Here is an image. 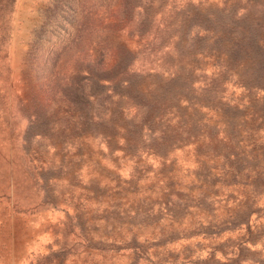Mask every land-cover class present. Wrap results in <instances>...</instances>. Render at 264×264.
I'll return each instance as SVG.
<instances>
[{"label": "rangeland", "instance_id": "1", "mask_svg": "<svg viewBox=\"0 0 264 264\" xmlns=\"http://www.w3.org/2000/svg\"><path fill=\"white\" fill-rule=\"evenodd\" d=\"M255 126L264 0H0V264H264Z\"/></svg>", "mask_w": 264, "mask_h": 264}, {"label": "water", "instance_id": "2", "mask_svg": "<svg viewBox=\"0 0 264 264\" xmlns=\"http://www.w3.org/2000/svg\"><path fill=\"white\" fill-rule=\"evenodd\" d=\"M256 129H258V126H255L252 129L251 135L243 143L244 144L243 149L242 151H240L239 155L237 154V158L235 159L238 161L233 160L230 162V168L227 169L228 176L230 177H236L238 175L242 177L246 176L248 174V171H246L248 166L245 164V162L255 159L258 161V163L256 164L258 168L256 169L257 170L256 173L257 174L264 173V143L260 142L259 139L261 135L255 132ZM246 215L247 212L246 210H244L241 213V217H246Z\"/></svg>", "mask_w": 264, "mask_h": 264}, {"label": "trees", "instance_id": "3", "mask_svg": "<svg viewBox=\"0 0 264 264\" xmlns=\"http://www.w3.org/2000/svg\"><path fill=\"white\" fill-rule=\"evenodd\" d=\"M237 26H238V22L234 23L232 27H234V28H235V27H237ZM234 28H233V29H234ZM231 30H232V29H231ZM240 33H241V32H240ZM241 34H242V33H241ZM250 37H251V36H250ZM239 42L241 43L242 41H239ZM260 63H261V65H260ZM259 65H260V67H262V66H263V64H262V61L260 62V59L256 61V63H255V65H254V66H255L256 68H258V67H259ZM111 85H112V86H115V85H116V83H113V84H111Z\"/></svg>", "mask_w": 264, "mask_h": 264}]
</instances>
